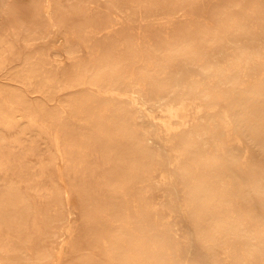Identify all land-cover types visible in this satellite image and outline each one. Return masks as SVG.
<instances>
[{"label":"bare ground","instance_id":"1","mask_svg":"<svg viewBox=\"0 0 264 264\" xmlns=\"http://www.w3.org/2000/svg\"><path fill=\"white\" fill-rule=\"evenodd\" d=\"M256 5L264 10V0H0V76L19 85L0 87V143L1 130L19 123L16 145L32 129L44 134L55 153L43 159L48 165L55 160L62 183L39 189L43 209L14 183L0 189V230L6 234L0 264H107L95 256L101 246L114 264H168L165 252L144 255L140 242L146 231L153 245L171 249L173 237L148 223L131 227L119 195L102 198L85 187L94 156L113 162L102 176L112 190L131 172L144 180V173L162 168L163 207L184 224L186 264H224L213 248L231 240L245 255L230 264L264 259V239L240 223L229 224L230 212L213 214L236 199L264 230V148L257 144L264 142V118L243 148L238 136L229 146L216 139L229 124L226 115H212L230 85L264 98V16L250 12ZM84 88L89 91L80 93ZM29 93L42 99L34 105ZM198 101L208 103L202 120L209 129L190 119ZM99 109H109L107 122ZM168 143L175 145L170 156ZM207 151L220 168L207 161ZM137 152L146 166L126 160ZM250 170L255 179L247 176ZM38 236L54 238L55 252L33 251Z\"/></svg>","mask_w":264,"mask_h":264},{"label":"rangeland","instance_id":"2","mask_svg":"<svg viewBox=\"0 0 264 264\" xmlns=\"http://www.w3.org/2000/svg\"><path fill=\"white\" fill-rule=\"evenodd\" d=\"M104 1L106 3L108 0ZM251 11H254L257 16H264V10L260 6H254L250 12ZM27 25L28 19H24L20 22V31L16 43L20 47L23 45L24 29ZM65 27V25L61 26L60 30L62 31ZM126 30L128 32L131 31L130 29ZM155 30L156 28H151L150 32ZM162 36L163 33L160 32L159 37ZM139 43L142 45L145 44L144 40H139ZM262 66L263 64L261 63L258 69ZM0 87L7 90L11 87H19V85L9 80V78L0 76ZM243 88L244 86L241 84L228 86V96L219 100L212 109V115L215 118L226 115L223 120L227 122L229 126L220 130L216 134V139L222 140L225 138V145L227 146L238 136L243 141L242 147H246L247 141H252L254 132L261 126L262 120H260V117L264 118V98L244 95L242 92ZM79 91L80 93H84L89 90L88 88H84ZM28 96L34 105H36L35 101L37 99H42L39 93H29ZM109 106H111V104H109ZM207 107V102L198 101L190 112V119L199 120V125L203 126L205 129L210 128V124L202 120L206 115ZM197 109H201V111L195 113ZM108 110L109 109H107V111L98 110L102 122H107L109 120L110 115ZM155 115L161 117L165 116L161 112H156ZM20 126L21 124L19 123L16 126L1 130L4 136V142L0 143V189L10 182L14 183L22 192L30 194L38 209H43L45 206V199L39 189H47L53 185H62L61 180L58 179L55 174V160H52L48 165L45 164L46 161L43 159L55 153V148L50 144L49 139L44 134H38L36 129H32V131L23 136L19 145L14 144L12 140L17 137ZM259 130L264 135V128ZM257 144L264 148V142H257ZM174 147L175 145L173 143H168L165 147V154L170 156ZM206 157L211 165L220 168V162L216 160L214 153L207 151ZM129 158H133L134 162L139 164V166H146L147 159H144L140 152L126 156V160ZM91 161L92 164L88 167V172L84 175L83 179L84 185L88 190L90 189L91 192L102 198H105L112 192L119 195L123 201L125 214L131 227L137 223H148L155 226L160 232H165L166 236L168 234L170 237H173L172 242L174 246L169 249L168 244L165 246L153 245L151 236L145 231L143 239H140L141 242L139 240L142 253L145 255L152 252V250H157L158 252H165V258L168 264H186L188 257L184 251V224L180 222L177 215L170 214L169 211L163 207L165 191L161 178L162 168H153L150 172L144 173L142 176L144 180L136 177L135 172H131V177L129 179L120 183L117 190H112L102 184V176L109 170L113 162L102 156H94L91 158ZM39 164H41V166ZM239 170L243 172L244 168L239 167ZM91 171L92 175H90ZM247 176L250 179H255L252 170L249 171ZM73 177V172L70 171L67 177L68 182L73 179ZM154 184H157V186H154ZM224 184L226 187H229V183L226 179L224 180ZM144 188H148V191H144ZM226 197L227 193H223L222 198L226 199ZM196 208L200 211L203 210V203L199 202L196 204ZM261 209L264 212V200ZM226 212L231 213V217L228 219L229 224L240 223L245 228L253 230L259 238L264 239V230L255 227L254 222L246 216L244 209L236 199H232L231 202L221 204L213 209L214 216L226 214ZM51 230L55 232L56 227H52ZM5 240L6 234L4 231L0 230V241L3 242ZM53 240L54 238L43 239V237L38 236V238L36 237L32 241V250L34 251L35 248L40 247L55 252L56 245ZM202 247L207 248L208 243L202 244ZM226 249H231V251L226 254ZM213 250L220 260H224V264H230L232 259L242 260L245 255L241 245L234 240L228 241L224 247H214ZM95 256L103 263L114 264L106 257L104 246L100 247V250L95 253ZM131 257L133 258V255H131ZM257 264H264V259H261Z\"/></svg>","mask_w":264,"mask_h":264}]
</instances>
